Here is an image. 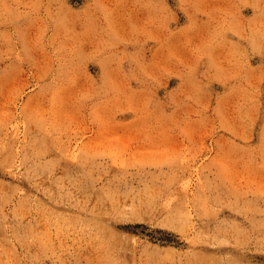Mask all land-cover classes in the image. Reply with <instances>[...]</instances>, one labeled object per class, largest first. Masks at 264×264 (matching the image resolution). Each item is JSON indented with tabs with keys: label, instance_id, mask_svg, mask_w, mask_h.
I'll return each instance as SVG.
<instances>
[{
	"label": "rangeland",
	"instance_id": "1",
	"mask_svg": "<svg viewBox=\"0 0 264 264\" xmlns=\"http://www.w3.org/2000/svg\"><path fill=\"white\" fill-rule=\"evenodd\" d=\"M0 264H264V0H0Z\"/></svg>",
	"mask_w": 264,
	"mask_h": 264
}]
</instances>
